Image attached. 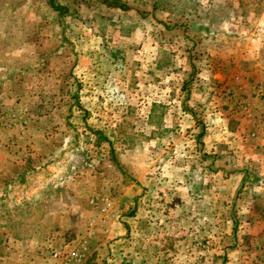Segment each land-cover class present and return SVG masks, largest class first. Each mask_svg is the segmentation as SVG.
Masks as SVG:
<instances>
[{
	"label": "rangeland",
	"instance_id": "obj_1",
	"mask_svg": "<svg viewBox=\"0 0 264 264\" xmlns=\"http://www.w3.org/2000/svg\"><path fill=\"white\" fill-rule=\"evenodd\" d=\"M160 1L214 35L92 4L64 39L44 0H0V264L264 258V0Z\"/></svg>",
	"mask_w": 264,
	"mask_h": 264
},
{
	"label": "trees",
	"instance_id": "obj_2",
	"mask_svg": "<svg viewBox=\"0 0 264 264\" xmlns=\"http://www.w3.org/2000/svg\"><path fill=\"white\" fill-rule=\"evenodd\" d=\"M47 7L55 14L56 19L61 25V37L65 39L66 33L72 28L73 22L78 20L80 6L86 5L88 7L92 4L100 7L107 12H119L121 15L135 13L139 18L155 17L156 12H165L173 19V28H182L183 32L186 31H204L206 35L213 36L214 32L211 30L207 23L197 24L195 18H190L189 14L185 10L174 13L169 4L160 0H155L148 10L136 7L129 4L125 0H44ZM167 6V8H166ZM129 17V16H128ZM196 33V32H195ZM190 53L188 52V55ZM99 137H102V133L95 132ZM103 139V138H102ZM99 143V140H98ZM97 143V144H98ZM218 162V160H217ZM264 184V181L260 185Z\"/></svg>",
	"mask_w": 264,
	"mask_h": 264
},
{
	"label": "built area",
	"instance_id": "obj_3",
	"mask_svg": "<svg viewBox=\"0 0 264 264\" xmlns=\"http://www.w3.org/2000/svg\"><path fill=\"white\" fill-rule=\"evenodd\" d=\"M244 85H243V95H244ZM249 87L257 99V104L260 106H264V83H259L255 85L249 84ZM238 92L242 93L241 85H238L237 92L230 93L228 100L231 103H234V106L237 108V111L243 113V115L247 117L249 120H253L256 115L255 112L252 111L251 102H248V100L244 97L241 98L240 95L236 94ZM11 117H15V116L11 115ZM13 121L14 120L11 119L9 123L5 122L4 125L10 128L12 126L11 123ZM260 123H262L261 120L258 121L256 127L260 128L261 127ZM255 136L256 133H252V137ZM85 255H86V247L84 245H81L78 249H74L65 253L61 251H54L51 257V261H52L51 264H77L83 260ZM260 264H264V258L261 259Z\"/></svg>",
	"mask_w": 264,
	"mask_h": 264
},
{
	"label": "crops",
	"instance_id": "obj_4",
	"mask_svg": "<svg viewBox=\"0 0 264 264\" xmlns=\"http://www.w3.org/2000/svg\"><path fill=\"white\" fill-rule=\"evenodd\" d=\"M4 79H5V80H2V78L0 77V81H1V82H2V81H6V78H5V77H4ZM1 82H0V83H1ZM0 109H1V108H0ZM6 139H7V138H6ZM257 263H258V262H256V264H257Z\"/></svg>",
	"mask_w": 264,
	"mask_h": 264
}]
</instances>
